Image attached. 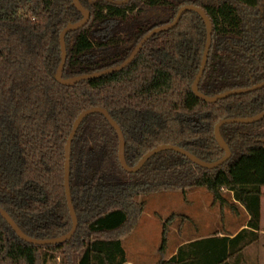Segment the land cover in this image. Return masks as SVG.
Instances as JSON below:
<instances>
[{"label":"trees","instance_id":"trees-1","mask_svg":"<svg viewBox=\"0 0 264 264\" xmlns=\"http://www.w3.org/2000/svg\"><path fill=\"white\" fill-rule=\"evenodd\" d=\"M78 2L89 20L65 36V80L120 65L149 31L170 24L181 7L192 5L207 15L212 31L198 91L213 97L264 81V0ZM81 19L72 0H0V208L34 239L57 238L71 229L64 146L82 111L108 112L123 134L129 167L161 145L215 162L224 155L214 138L215 124L264 111V88L213 104L192 93L206 43L205 24L192 11L174 28L149 38L123 70L73 86L58 84L59 34ZM219 133L231 157L216 169L165 151L130 174L119 164L118 137L106 119L86 117L70 150L74 235L62 244L34 246L20 240L0 216V264H129L121 239L144 211L145 202L137 198L197 188L211 195L213 205L232 212L243 208L245 228L231 237L215 233L189 241L158 264H241L244 248L259 239L264 118L224 125ZM166 234L164 223L160 253Z\"/></svg>","mask_w":264,"mask_h":264},{"label":"water","instance_id":"water-1","mask_svg":"<svg viewBox=\"0 0 264 264\" xmlns=\"http://www.w3.org/2000/svg\"><path fill=\"white\" fill-rule=\"evenodd\" d=\"M130 1L131 0H108V3L113 4L115 6H124V5H127ZM72 4L81 13L82 19L80 22H78L76 24L66 26L59 34V47H60V58L61 59H60V64H59L57 71H56V74H55V79H56L57 83L62 85V86H73V85H75L81 81L100 78L104 75L116 73V72L123 70L126 66H128L134 60V58L138 55V53L141 51L143 45L147 42V40L149 38H151L152 36H154L158 33L166 32V31L174 28L185 12L192 11L201 17L202 21L205 24V28H206L205 48L203 51L199 71H198V73L194 79V82L191 86L192 93L201 101H203L207 104H213V103H216L220 100H224L230 96L247 94V93L258 91V90H261L264 88V81H262L261 83L254 85L252 87L246 88V89L230 90V91H226L224 93H220L218 95H215L213 97H207L198 91V85H199L200 79L204 73L205 66H206L207 59H208L209 50L211 47V32L212 31H211V23H210L207 15L203 12L202 9H200L199 7L192 6V5H185V6L181 7L178 10V12L176 13L173 21L170 24L160 26V27H156V28L152 29L151 31H149L139 41V43L135 46V48L132 50V52L130 53L128 58L124 62H122L120 65H117L115 67L108 68V69H105V70H102L99 72H95V73H92L89 75H81V76H77V77L65 80L62 78V73H63V69H64L65 62H66V50H65V41H64L65 36L71 32L79 30L89 20V13L81 7L78 0H72ZM93 114L102 115L106 119V121L108 122L110 127L115 131V133L118 137V154L117 155H118L119 164L125 172L130 173V174L137 173L151 157L155 156L158 153L165 152V151H172V152H175L179 155H182L186 159H188L192 164L199 166L203 169H208V170L216 169V168L224 165L225 163H227V161L231 157V152H230L229 147L225 144V142L223 141V139L220 136V133H219L220 128L224 125H232V124H253V123L261 121L264 118V111H263L254 117L223 119V120L219 121L218 123H216L214 128H213V134H214V138H215L217 145L224 152V155L219 160H217L215 162L201 161L198 158H196L195 156H193L192 154H190L189 152H187L186 150H184L180 147H177V146L161 145V146L155 147L152 150L145 153L140 158V160L137 162V164L135 166L129 167L125 164V161H124L125 143H124L123 134H122L119 126L115 123V121H113V119L110 117L108 112L105 109L100 108V107H94V108H90V109L82 111L77 116V118L74 120V122L72 124L71 131H70V133L66 139L65 146H64L63 186H64V193H65L67 209H68V213H69L71 223H72L70 231L68 233H66L65 235H62L60 237L53 238V239L30 238V237L24 235L21 232V230L18 228V226L15 224V222L9 217V215L3 209L0 208L1 218L7 223V225L11 228V230L15 233V235L20 240L24 241L25 243H28V244H31L34 246H41V247L42 246H53V245L62 244L64 242L68 241L74 235V233L77 229V218H76V215H75L72 203H71V197H70V187H69L70 150H71V144H72L73 138L75 136V133H76L78 127L80 126V124L82 123V121L86 117L93 115ZM261 142H264V140Z\"/></svg>","mask_w":264,"mask_h":264},{"label":"rangeland","instance_id":"rangeland-1","mask_svg":"<svg viewBox=\"0 0 264 264\" xmlns=\"http://www.w3.org/2000/svg\"><path fill=\"white\" fill-rule=\"evenodd\" d=\"M228 202L231 195L224 193ZM145 208L131 232L121 239L127 260L132 264H158L177 246L216 232L233 233L246 220L243 208L232 212L228 207L212 204L211 195L202 188L152 193L137 198ZM171 221L166 220L172 216ZM167 243L160 253L163 224ZM241 264H264V239L242 251Z\"/></svg>","mask_w":264,"mask_h":264},{"label":"crops","instance_id":"crops-1","mask_svg":"<svg viewBox=\"0 0 264 264\" xmlns=\"http://www.w3.org/2000/svg\"><path fill=\"white\" fill-rule=\"evenodd\" d=\"M261 193H262V197H261V216H260V232H259V239H264V187H262L261 188ZM246 217H247V215H246ZM246 221H247V218H246V220H245V223L238 229V230H236L235 232H233V233H227V232H216L219 236H223V235H228V236H233V235H235L237 232H239L241 229H243V228H245V224H246ZM213 234H215V233H213ZM212 235V234H211ZM210 236V235H209ZM209 236H203V237H201V238H198V239H202V238H206V237H209ZM193 240H197V239H193ZM193 240H191V241H193ZM189 242V241H188ZM185 243H187V242H185ZM185 243H183V244H185ZM183 244H180L179 246H177V248L178 247H180L181 245H183ZM177 248L171 253V254H169V256L166 258V259H164V260H168L170 257H172L174 254H175V252H176V250H177ZM128 263L129 264H132L131 262H129L128 261Z\"/></svg>","mask_w":264,"mask_h":264},{"label":"flooded vegetation","instance_id":"flooded-vegetation-1","mask_svg":"<svg viewBox=\"0 0 264 264\" xmlns=\"http://www.w3.org/2000/svg\"><path fill=\"white\" fill-rule=\"evenodd\" d=\"M107 2H108V0H107ZM113 5V4H112Z\"/></svg>","mask_w":264,"mask_h":264}]
</instances>
